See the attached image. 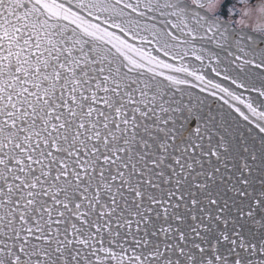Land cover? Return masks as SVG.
I'll return each mask as SVG.
<instances>
[{
  "label": "snow or ice",
  "instance_id": "obj_1",
  "mask_svg": "<svg viewBox=\"0 0 264 264\" xmlns=\"http://www.w3.org/2000/svg\"><path fill=\"white\" fill-rule=\"evenodd\" d=\"M236 3L0 0V264H264V0Z\"/></svg>",
  "mask_w": 264,
  "mask_h": 264
},
{
  "label": "flooded vegetation",
  "instance_id": "obj_2",
  "mask_svg": "<svg viewBox=\"0 0 264 264\" xmlns=\"http://www.w3.org/2000/svg\"><path fill=\"white\" fill-rule=\"evenodd\" d=\"M261 2V0H253V3L255 4H259ZM221 3H223V0H221ZM231 3L235 4L237 9L240 8V5L238 3H236V0H231ZM217 12H220L219 7L216 9ZM225 18H227L226 14H225Z\"/></svg>",
  "mask_w": 264,
  "mask_h": 264
}]
</instances>
